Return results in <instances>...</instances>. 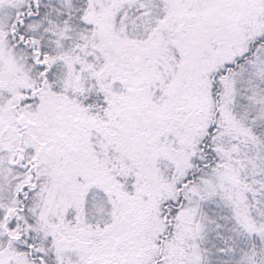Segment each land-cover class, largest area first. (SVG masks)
Masks as SVG:
<instances>
[{
	"label": "snow or ice",
	"instance_id": "obj_1",
	"mask_svg": "<svg viewBox=\"0 0 264 264\" xmlns=\"http://www.w3.org/2000/svg\"><path fill=\"white\" fill-rule=\"evenodd\" d=\"M0 264H264V0H0Z\"/></svg>",
	"mask_w": 264,
	"mask_h": 264
}]
</instances>
